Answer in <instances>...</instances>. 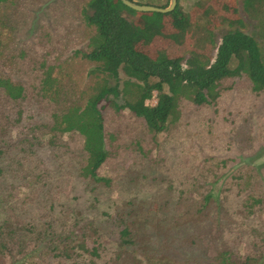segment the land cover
Returning <instances> with one entry per match:
<instances>
[{"label": "rangeland", "instance_id": "obj_1", "mask_svg": "<svg viewBox=\"0 0 264 264\" xmlns=\"http://www.w3.org/2000/svg\"><path fill=\"white\" fill-rule=\"evenodd\" d=\"M85 1L0 0V77L23 88L18 102L0 95V113L6 115L0 129L13 136V144L5 146L12 159L0 162V241L21 244L10 262L3 257L0 264L29 261V245L37 246L39 235L58 237V251L70 258H33L28 264H217L223 251H231L235 263L240 253L258 257L264 250V91L251 92L245 78L221 81L213 104L197 107L182 99L177 119L154 137L126 110L101 103L106 158L97 171L108 184L79 175L84 163L79 137L55 134L51 127L52 115L81 103L91 83L89 64L74 54L87 51L91 34L82 23ZM180 3L191 12L184 33H171L161 14L139 13L146 29L149 23L161 27V36L145 38L143 31L137 36L148 54L188 57L197 53L190 42L201 40V31H209L202 35L215 48L226 29L256 33L241 0ZM211 15L217 22L207 26ZM48 68L61 88L58 105L39 92ZM31 137L37 148L29 151ZM120 228L130 242L119 243ZM81 240L86 248L97 247L98 257L79 249Z\"/></svg>", "mask_w": 264, "mask_h": 264}, {"label": "trees", "instance_id": "obj_2", "mask_svg": "<svg viewBox=\"0 0 264 264\" xmlns=\"http://www.w3.org/2000/svg\"><path fill=\"white\" fill-rule=\"evenodd\" d=\"M241 7L247 17L255 19V35L246 34L238 28L226 29L220 35L215 48L212 40L202 35L205 33L209 36V31H201L202 39L200 40L198 36L194 39L195 42H190L194 47H199L197 53L191 51L193 53L184 58L180 53L167 57L162 52L155 56V52H151L150 55L144 51L137 36L142 31L145 38L161 36V27L159 25L154 27L149 23L146 29L144 27L146 23L141 22L143 18L140 14L129 10L118 0L84 2L81 10L82 23L91 29V34L87 37V51L74 54L89 64L90 68L86 74L91 83L81 103L68 104L52 115L51 127L55 134H74L79 137L80 149L84 154V163L78 170L80 176L90 183L108 184L109 179L98 175L97 171L106 158L103 146L104 124L99 106L101 103L116 112L126 110L133 117L140 119L146 132L154 137L177 119V105L182 99L197 107L213 104L218 96L220 82L223 80L242 77L247 81L251 92L264 91V0H241ZM222 8L224 9L223 6ZM188 9L189 7L181 4L180 0H175L172 11L161 14L166 18L171 33L187 31L191 15ZM213 16L208 17L207 26L217 22ZM50 72L51 68H48L41 76L39 92L49 103L58 105L61 101V88L58 80L50 76ZM118 74L123 78H119ZM22 93L23 88L17 82L8 77H0V95L6 100L18 102L22 98ZM151 98L154 99V103L147 105L146 102ZM1 115L6 116L0 113V118ZM0 130V137L6 135L4 139H0L1 162L2 158L12 159L9 155L12 152L5 146L13 144V136L5 128ZM35 140V137H31L27 150L37 148L33 142ZM22 151L19 149V152ZM30 156L27 155L24 160L28 161ZM1 170L0 168V173ZM251 201L256 203L258 200ZM117 234L122 237L120 244L121 241L130 242L125 228H120ZM36 240L39 242L37 246L34 247L33 243L29 245L32 248L29 261L22 258L19 264H28L33 258L57 262L70 258L69 255H61L62 249L58 251L56 245L59 244L58 237L39 235ZM85 242L86 240H81L77 244L78 248L92 257H98L97 247L91 245L86 248ZM19 248L21 244L16 242L10 243L4 239L0 241V261L4 257L10 262ZM14 251L16 254H13ZM231 254V251L219 253L216 263L264 264V257L259 258L264 255V250L255 258L248 254L242 257L240 253L236 256L238 263L230 260ZM86 264L94 263L88 260Z\"/></svg>", "mask_w": 264, "mask_h": 264}, {"label": "water", "instance_id": "obj_3", "mask_svg": "<svg viewBox=\"0 0 264 264\" xmlns=\"http://www.w3.org/2000/svg\"><path fill=\"white\" fill-rule=\"evenodd\" d=\"M122 5L127 7L129 10L137 13H156V14H166L172 11L175 0H167L165 7H153L149 5H139L129 0H118Z\"/></svg>", "mask_w": 264, "mask_h": 264}]
</instances>
